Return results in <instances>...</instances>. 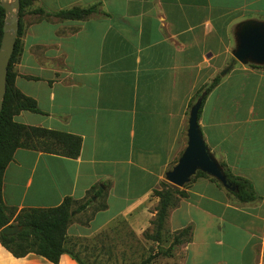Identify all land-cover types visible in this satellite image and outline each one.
<instances>
[{
    "label": "crops",
    "instance_id": "obj_1",
    "mask_svg": "<svg viewBox=\"0 0 264 264\" xmlns=\"http://www.w3.org/2000/svg\"><path fill=\"white\" fill-rule=\"evenodd\" d=\"M92 6L83 20L31 13ZM249 15L264 22V0H34L21 15L11 71L39 111L14 120L79 137L81 146L76 158L17 149L2 176L4 204L19 212L89 199L67 228L68 246L118 231L147 247L152 191L185 149L196 93L228 62L230 27L256 20ZM231 64L198 126L214 159L257 199L240 203L203 177L180 189L186 197L164 226L172 234L191 227L179 264H264V66ZM0 264L53 263L15 258L0 244ZM58 264L78 263L63 254Z\"/></svg>",
    "mask_w": 264,
    "mask_h": 264
},
{
    "label": "trees",
    "instance_id": "obj_2",
    "mask_svg": "<svg viewBox=\"0 0 264 264\" xmlns=\"http://www.w3.org/2000/svg\"><path fill=\"white\" fill-rule=\"evenodd\" d=\"M34 0H19L20 6L17 12L18 32L15 40L6 75V91L0 111V230L7 225L21 227V231L5 236L0 233V244L8 250L15 258H22L29 254H35L53 264H58L60 256L69 255L78 264H85L73 249L68 246L66 231L73 222V213L84 210L91 200L77 204L69 197L64 198L62 203L52 208H29L16 212V209L7 207L2 199V176L6 166L12 161L13 154L17 149L41 151L44 153L55 154L67 158H76L80 152L81 140L79 137L47 130L26 126L17 123L14 117L21 111L37 113L39 110L34 100L22 94L14 87L15 74L11 67L16 56L20 53L18 37L21 34V15L23 11L33 4ZM96 12L94 6L88 8L73 7L55 13H48L42 9L32 10V14L54 17L59 20H83ZM5 13L0 6V40L2 37V26ZM251 67H260L249 65ZM221 76L216 75L214 79L202 87L195 95L194 100H200V108L197 115V122L201 113L203 103L207 95L220 82ZM220 168L226 179L230 182L233 190L224 188L216 179L197 171L192 180L196 178H207L218 186L224 188L234 196L240 203H249L257 199L250 183L242 178L232 176L223 163H219ZM189 181L188 183H190ZM159 189L153 190L152 194L158 199L155 208L154 218L151 221L153 231L151 234L144 232L146 240L159 243L165 226L168 211L176 205L178 198L186 197V193L168 182L162 181ZM185 185H188L185 183ZM101 193L98 189L94 196ZM77 205L73 208L74 205ZM191 236V227L183 228L173 235V240L164 255H169L171 248L175 245L188 242ZM155 255H151L142 260L139 264H150Z\"/></svg>",
    "mask_w": 264,
    "mask_h": 264
},
{
    "label": "water",
    "instance_id": "obj_3",
    "mask_svg": "<svg viewBox=\"0 0 264 264\" xmlns=\"http://www.w3.org/2000/svg\"><path fill=\"white\" fill-rule=\"evenodd\" d=\"M4 10L5 19L2 26L0 40V111L6 91V75L9 60L14 50L18 32L17 12L19 0L9 3L0 0ZM235 47L231 52L233 60L241 65L264 66V22L257 20H244L236 24L233 31ZM229 68L222 71L220 76L227 73ZM200 100L192 106L188 118L187 142L185 149L178 158L177 163L165 175L168 183L175 187H182L188 183L197 171L216 179L224 188L233 190L230 182L224 176L219 163L210 154L202 133L198 126L197 115ZM21 231V227L7 225L0 230L5 236H11Z\"/></svg>",
    "mask_w": 264,
    "mask_h": 264
},
{
    "label": "rangeland",
    "instance_id": "obj_4",
    "mask_svg": "<svg viewBox=\"0 0 264 264\" xmlns=\"http://www.w3.org/2000/svg\"><path fill=\"white\" fill-rule=\"evenodd\" d=\"M6 1H8L9 3L13 2V0H6ZM224 1L226 2V0ZM246 19L262 20V18L255 15H249L246 17ZM232 31H233V25L230 27L229 30L231 37V50L234 49V40L232 37ZM232 59L233 58L229 54L228 62L219 70L218 74L216 75H220L225 68L230 69V67H232V64L234 65V62L230 65ZM195 103L196 102L193 101L192 106ZM192 106L190 107V109L192 108ZM190 109L188 112V118H189ZM173 166H171L168 171H170L173 168ZM189 181H192V178H190ZM166 182H168L167 179ZM177 188L182 189L184 187L182 186ZM76 206L77 205L75 204L73 208H75ZM77 218H78V213H73V220ZM152 231H153V227L151 225V227L145 232L151 234ZM173 235L174 234L170 232V229H168V227L167 228L165 227L163 229L161 235V241L159 243L149 240L150 243L148 244V246L143 247L142 244L140 243L136 244L133 242L127 244L125 240L126 235L119 234V232L116 231L113 234L106 233L105 235H101L99 237L97 236L96 238L92 237V239H88V241H83V242L77 241L76 244L79 243L78 245L79 247L77 248L75 247L73 251L77 252L76 254L79 256L80 259H82V261L85 264H139L142 260L146 259L151 255H155V257L154 259H152L150 264H179L178 261L183 259V251L180 250V247L183 246V243L173 246L169 252L170 255H164V252H166V250L169 248L173 240ZM170 256L174 257L173 261L169 259Z\"/></svg>",
    "mask_w": 264,
    "mask_h": 264
}]
</instances>
